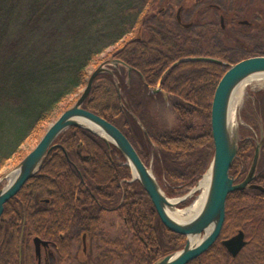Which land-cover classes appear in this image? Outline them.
<instances>
[{"label": "trees", "instance_id": "obj_1", "mask_svg": "<svg viewBox=\"0 0 264 264\" xmlns=\"http://www.w3.org/2000/svg\"><path fill=\"white\" fill-rule=\"evenodd\" d=\"M157 1L0 0V171L22 153L21 148L29 140L39 139L44 129L73 104V98L86 85L89 68L101 63V55L120 44L122 50L115 58L143 80L138 77L139 81L127 84L114 70L113 74H100L83 108L118 128L146 165L151 156L154 158L155 176L168 197L184 195L198 183L214 154L210 107L228 66L177 62L200 56L232 65L250 56L264 55V0L229 2L227 10L220 12L227 22L226 31L219 27L217 19L208 22L202 17L203 9L209 8L203 5L194 19L201 28L185 36L178 34L171 22L172 27L164 31L147 26V21L153 20L150 15L158 14ZM245 19L258 31L248 44L241 35L245 34L244 28H250L237 23ZM206 27L215 34L238 29L232 38L248 56L230 60L229 51L222 47L200 43ZM134 34L136 37H130ZM226 37L227 34L221 38ZM122 70L125 76V68ZM162 74L161 88L169 96V110L175 120L171 127L163 126L159 117V111L164 110V95L151 94L152 88L147 87H154ZM247 111L243 117L249 128L246 135L240 136L230 170L236 183L248 171L260 124L264 132V90L251 93ZM55 143L60 147L48 154L40 172L4 205L0 264H19L20 244L22 264H31L29 248L25 241H19L22 224L25 234L33 237L44 231L49 218L45 213L37 227L34 202L39 198L53 199L54 194L55 200L71 202L76 191L90 201V192L97 198L111 191L118 193L119 200L125 197L119 211L129 220V242H112L111 250L105 252H119L120 259L130 257V264H152L184 246L185 237L165 228L143 188L136 181L130 182V170L114 146L108 147L102 139L75 127L62 133ZM79 143L81 150L76 149ZM83 155H88L89 160L85 161ZM258 171L264 172V142ZM261 179L258 174L254 183L261 184ZM239 230L247 245L232 259L222 241ZM188 264H264V194L257 190L230 193L219 238Z\"/></svg>", "mask_w": 264, "mask_h": 264}, {"label": "water", "instance_id": "obj_2", "mask_svg": "<svg viewBox=\"0 0 264 264\" xmlns=\"http://www.w3.org/2000/svg\"><path fill=\"white\" fill-rule=\"evenodd\" d=\"M181 61L209 62L228 66L215 88L211 102L210 124L214 154L206 173L201 178V181L209 178L205 199L194 215L183 221H177L173 219L171 213H174V210H181L178 209V205L195 193L197 186L182 198H168L151 167H147L143 163L123 133L102 117L83 108L98 75L113 74V70L121 66L125 68L129 78L132 68L119 60L110 59L102 62L89 74L86 85L76 101L48 125L35 147L18 165L5 177L0 178V182L7 179L5 186L0 188V217L4 205L16 196L27 181L41 170L48 154L54 148L60 147V145L55 144L57 138L69 128L75 127L102 139L108 147L114 146L124 158L125 164L131 171L133 181L138 182L150 198L161 223L172 233L185 237V246L181 251L166 255L152 264H188L206 252L221 234L228 195L235 191L248 189L258 190L264 194L263 186L250 184L255 179L264 142L261 124L259 125V139L255 141L253 158L244 179L235 183V179L230 176V170L237 157L240 142L239 124L234 110L237 91L241 86H246L253 78L264 77V55L249 57L233 65L208 57H193ZM127 83H129L128 79ZM116 88L120 96L121 91L117 83ZM120 104L122 105L121 99ZM134 118L137 120L136 117ZM80 147L81 143L78 144L77 148ZM12 172L16 175L9 182L8 177ZM246 245L247 241L242 231H238L236 235L222 241V246L233 258Z\"/></svg>", "mask_w": 264, "mask_h": 264}, {"label": "flooded vegetation", "instance_id": "obj_3", "mask_svg": "<svg viewBox=\"0 0 264 264\" xmlns=\"http://www.w3.org/2000/svg\"><path fill=\"white\" fill-rule=\"evenodd\" d=\"M164 1L165 0H162L161 2L164 7L158 10L159 16H154L153 20L159 17L164 22V26H167L166 29H169L173 26L178 34L184 36L188 34L187 32L190 30H197L198 28H201V26L196 25L194 21L196 12H191L190 9L185 6L187 5L185 0H182L179 5L173 4L171 0H168L165 3ZM158 5L160 7L159 2ZM200 5H204V3H200ZM209 6L211 7V5ZM175 9L176 13H173ZM216 10L219 13L217 14L219 15V21L217 20L219 27L224 31L225 28H227L226 19L220 14L219 9ZM188 12H190V14L187 16ZM202 17L205 18V15H202ZM215 21L216 20L213 19V22ZM168 22H171L172 26H169L170 24ZM237 23L239 26L250 28L246 30L244 28L245 34H243V36L247 35L249 38L248 40L254 38V36L257 35L256 32H254L255 34H252L251 29L253 28L251 27V22L249 20H239ZM207 31L209 39H214L216 35L214 31L210 29H207ZM195 36L197 37V34H195ZM209 46L213 47L214 45L210 44ZM121 50L122 49H119V51L114 54L113 58L123 62L121 59L115 58L116 55L121 52ZM114 72L119 77H124L126 82L128 79L129 83L127 84H130V82L139 81L138 77L143 80L140 75L135 76L137 74H134L132 71L130 72L129 78L127 72L124 76L121 66L115 69ZM163 77L164 75L162 74L154 87H147L152 88L150 89L151 94L157 95L161 93L164 95V103L161 104L164 105V110H160L159 112H163L164 114L171 116L172 113L168 103L169 96L161 88V80ZM120 99L121 95L119 96V103ZM183 102L187 103L189 106H194L190 101ZM159 107L160 106H157V108ZM168 122H170V119ZM171 126L169 125V127ZM76 149L81 150L82 143L81 147ZM76 154H78V152ZM83 158L85 161L89 160L88 155H83ZM258 174H260L262 177V182L258 185L264 187V172H259ZM110 188L113 189L114 186H111ZM90 194L92 198L91 201L86 195H83L82 192L76 191L74 193V200L71 202L55 200V194L53 195V199L39 198L36 202H34L37 227H40L39 225L41 223V216L47 213L49 218L47 226L43 228L44 231L38 232L33 237H29L25 234L24 222L22 224L19 234V241H25L24 243H26V246L29 248L31 264H115L117 261L124 262L125 260H127V263L130 264L131 258L124 259L125 257H122V259H120L121 255L119 252H116L115 254H109L105 252L107 249L111 250L109 247L111 246L112 242L118 243L120 239H126V241L129 242L131 234V230L128 226L129 220L126 216L121 215L119 211L125 198L124 195L119 200L118 193L114 191L102 192L100 193L99 198L93 195L92 192H90ZM108 222L109 224L113 223V227L111 228L109 226L108 229L104 230L103 225ZM105 241H107V243H105ZM18 253V262L19 264H22L23 254L21 244L19 245ZM123 264H125V262Z\"/></svg>", "mask_w": 264, "mask_h": 264}, {"label": "rangeland", "instance_id": "obj_4", "mask_svg": "<svg viewBox=\"0 0 264 264\" xmlns=\"http://www.w3.org/2000/svg\"><path fill=\"white\" fill-rule=\"evenodd\" d=\"M231 1L232 0H203L200 3H204V5H207V6L211 5V7L209 6L208 9H203V11H202V14L205 15L204 19L207 20V21H213V19L214 20L217 19L219 21V15H217L219 13H218V11L216 9H219L220 12H222L221 10H227L228 3L231 2ZM158 2L160 3V7L159 8L162 9L164 7L161 4L162 0H158L157 3ZM165 2H167V1H165ZM171 2H173V4H175V5H179L182 2V0H171ZM185 2H187L186 3L187 5H185V6L187 8H189L191 12L192 11L196 12L198 15L201 13V12H197L198 9L203 6V5H200L199 0H185ZM157 3H156V6H155L156 8H157ZM251 3H253V2H251ZM253 4H254V6H257V5L260 6L261 5L260 2H255ZM173 13H176V9L174 10ZM189 14H190V12L187 13V16ZM150 16L154 17V16H159V15L158 14L157 15L154 14V15H150ZM147 26L148 27H153V28H158L161 31L162 30L164 31L166 29V27H167V26H164V22L159 17L155 18L154 20H150L149 19L147 21ZM169 29L167 28L166 30H169ZM237 30L238 29L229 28L227 30V32L225 33V34H227V37L224 40H222V38H221L223 35H225L224 33H217L215 35L214 39H209V35H208L207 27H206L205 28V33H204L205 35L203 34L204 40H200V43L205 44L206 47L209 46L210 44L211 45H217L218 47L220 46L224 50L229 51L227 53H228V57H229L230 60H232V59L233 60H238L237 57L243 56V55H247V54L241 50V46L237 45V42H235V40L232 38L233 36L237 35V33H238ZM251 32H252V34H255L254 32H256V34H258V31L256 29H254V28L251 29ZM133 36L136 37L135 34L134 35H130V37H133ZM242 38L247 40V42L245 44H248V43L251 42V41L249 42V40H248L249 38H248L247 35H245V36L242 35ZM120 46L121 45L118 44L114 48H111L108 51H106L104 54H102L101 56L105 58V59L104 58L102 59L103 60L102 62L110 60V59H113V56H114L113 52L116 51V50L118 51L120 49ZM110 54H111V57H110ZM101 63L89 68V74L97 66H99ZM82 90H83V88L73 98V103L76 101L78 95H80ZM262 90H264V77L263 78H253L244 87L242 98L239 101L235 102V109L234 110H235V113H236L237 122L239 124V138H240L241 135L244 136V135H246L245 133H247V129L246 128L248 126L245 124V120L243 119V112L245 113L248 110V105H249V100H250V97H251V93H256L257 94L258 92H260ZM159 115H160L159 117L161 119V123H162L163 126L169 127V125L171 126L173 123H175L173 115L170 116V115L164 114L163 112L159 113ZM58 116H57V118H58ZM169 119H170V122H168ZM166 121H167V123H166ZM242 128L245 129V130H243ZM45 129H44V131H45ZM40 138H41V136L39 137V139ZM39 139L29 140L27 142V144L24 147L21 148L22 153L18 154L12 160H10L8 163H6L5 166L1 169L0 178L5 177L8 173H10L18 165V163L21 161L20 159L23 157V154L27 155L35 147V145H36V143L38 142ZM149 159L151 160L152 156ZM149 166L151 167L152 171L155 174L154 158L150 161ZM6 183H7V179H4L0 183L1 184L0 186L4 187ZM196 186L198 187L196 192L193 193L190 197H188L184 202H182L181 203L182 205L181 204L178 205L179 209L190 208L203 195L204 190H203V188L200 187V184L199 185L197 184ZM184 195H180V196H176L175 195V196L169 197V198L170 199H179V198H182ZM110 216H112V215H110ZM108 218H109V216H108ZM108 218H106V219H108ZM111 219H113V218H111ZM103 226H104V230H106V229H108L109 226L112 228L113 227V223L109 224V222H108V223H105ZM117 234H118V232H117ZM124 259H130V257H126ZM124 262H125V264H128L127 260H125ZM124 262H118L117 261L115 264H123Z\"/></svg>", "mask_w": 264, "mask_h": 264}, {"label": "bare ground", "instance_id": "obj_5", "mask_svg": "<svg viewBox=\"0 0 264 264\" xmlns=\"http://www.w3.org/2000/svg\"><path fill=\"white\" fill-rule=\"evenodd\" d=\"M244 87L245 86H241V88L237 91V95L236 97L238 99H236V101H239L241 98H242V95H243V91H244ZM16 173L12 172L9 177H8V181L11 182L14 177H15ZM208 183H209V178H205L201 183H200V187L203 188L204 192H203V195L199 198V200L197 202H195L190 208L188 209H184V210H174L175 212L174 213H171V216L173 217L174 220H177V221H183L185 219H188L190 216L194 215L201 207L202 203L204 202V199H205V194L207 192V188H208ZM250 184H255L254 181H252ZM248 190H254V189H248ZM160 220V219H159ZM164 226V225H163ZM165 227V226H164ZM166 228V227H165ZM120 240H123V239H120ZM126 240V239H124ZM185 246V244H184ZM183 246V247H184ZM183 247L173 253H176V252H179L183 249ZM244 249V248H243ZM242 249V250H243ZM242 250L240 251V253L242 252ZM205 253V252H204ZM203 253V254H204ZM228 253V252H227ZM239 253V254H240ZM172 254V253H170ZM229 254V253H228ZM238 254V255H239ZM169 255V254H167ZM230 255V254H229ZM237 255V256H238ZM201 256V255H200ZM231 256V255H230ZM236 256V257H237ZM235 257V258H236ZM232 259H235L231 256ZM190 263V262H189Z\"/></svg>", "mask_w": 264, "mask_h": 264}]
</instances>
